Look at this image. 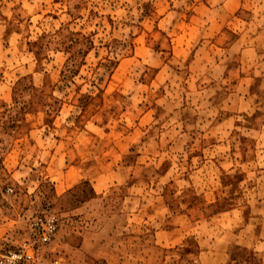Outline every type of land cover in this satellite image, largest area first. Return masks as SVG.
Listing matches in <instances>:
<instances>
[{
  "label": "rangeland",
  "instance_id": "rangeland-1",
  "mask_svg": "<svg viewBox=\"0 0 264 264\" xmlns=\"http://www.w3.org/2000/svg\"><path fill=\"white\" fill-rule=\"evenodd\" d=\"M22 247L264 264V0H0V260Z\"/></svg>",
  "mask_w": 264,
  "mask_h": 264
},
{
  "label": "built area",
  "instance_id": "built-area-1",
  "mask_svg": "<svg viewBox=\"0 0 264 264\" xmlns=\"http://www.w3.org/2000/svg\"><path fill=\"white\" fill-rule=\"evenodd\" d=\"M58 225L56 214L49 209H45L35 216L29 225L30 235L36 236L37 242L46 244L53 239ZM24 248L9 250L1 256L0 264H25L28 261Z\"/></svg>",
  "mask_w": 264,
  "mask_h": 264
},
{
  "label": "trees",
  "instance_id": "trees-1",
  "mask_svg": "<svg viewBox=\"0 0 264 264\" xmlns=\"http://www.w3.org/2000/svg\"><path fill=\"white\" fill-rule=\"evenodd\" d=\"M67 71H68L69 73H72L73 69H72V68H69V69H67Z\"/></svg>",
  "mask_w": 264,
  "mask_h": 264
}]
</instances>
